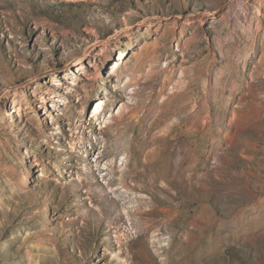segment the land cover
I'll return each instance as SVG.
<instances>
[{"label":"rangeland","instance_id":"374dc122","mask_svg":"<svg viewBox=\"0 0 264 264\" xmlns=\"http://www.w3.org/2000/svg\"><path fill=\"white\" fill-rule=\"evenodd\" d=\"M0 264H264V0H0Z\"/></svg>","mask_w":264,"mask_h":264},{"label":"bare ground","instance_id":"6f19581e","mask_svg":"<svg viewBox=\"0 0 264 264\" xmlns=\"http://www.w3.org/2000/svg\"><path fill=\"white\" fill-rule=\"evenodd\" d=\"M110 101V100H109ZM107 104V102H103L102 100H98L97 102H96V104H95V106H94V108H93V113H94V115H98V114H100L101 112H102V110L104 109L103 107L105 106ZM127 108L129 107V112H133V113H135L136 111H134V109H135V106L134 107H132V106H130V105H127L126 106ZM123 136H121V135H118V137L116 138V139H121ZM117 146L114 148V149H111V150H106V148L104 147L103 149H102V151H101V154H99L98 155V157H102V156H105V155H107V154H110V153H113V154H116L118 151H119V147H122L123 146V143L122 142H118V144H116ZM157 151V150H156ZM156 151L154 150V152H150L149 153V155L152 157L151 159H148L147 161H141V163H140V165H142L144 168H143V170H141L140 172H139V174L137 173L134 177H136V178H139L143 173H144V171H146L147 169L146 168H150V170H152L153 169V167H155V165H157L156 163H157V161H158V157L157 156H155V154H156ZM105 175H107V173L105 174ZM153 176V175H152ZM158 180V177L157 176H154V177H151V178H149V179H146L145 181H143V185H140L141 187H148V186H153L155 183H156V181ZM113 182V179L112 178H109V180H108V183L109 184H111ZM120 183H122L123 185H127V183H128V178L126 177V176H124V178H122L121 180H120ZM136 183V182H135ZM134 186H137V183H136V185H134ZM118 197L119 198H122L121 196H119L118 195ZM155 211H153L152 209L151 210H149V211H146L145 209H143L142 208V205H138L137 207H136V209H135V211L133 212L134 214H136V213H139L140 215H142V214H145L146 216H149V215H151L152 216V213H154ZM128 213H129V211H128ZM149 221H150V224H149V226H159L160 224H161V222H159V221H156V220H154V218H152V219H149ZM173 222V221H172ZM130 224H132V223H130ZM189 229V228H188ZM185 230H186V228H185ZM185 234H187V232H185ZM186 240V239H185ZM184 244V243H183Z\"/></svg>","mask_w":264,"mask_h":264}]
</instances>
